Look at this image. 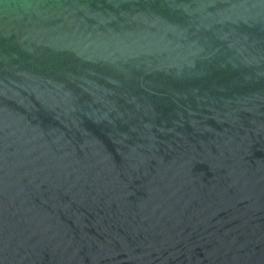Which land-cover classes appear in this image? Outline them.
Returning <instances> with one entry per match:
<instances>
[{
  "label": "water",
  "instance_id": "water-1",
  "mask_svg": "<svg viewBox=\"0 0 264 264\" xmlns=\"http://www.w3.org/2000/svg\"><path fill=\"white\" fill-rule=\"evenodd\" d=\"M0 264H264V0H0Z\"/></svg>",
  "mask_w": 264,
  "mask_h": 264
}]
</instances>
